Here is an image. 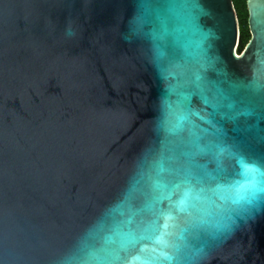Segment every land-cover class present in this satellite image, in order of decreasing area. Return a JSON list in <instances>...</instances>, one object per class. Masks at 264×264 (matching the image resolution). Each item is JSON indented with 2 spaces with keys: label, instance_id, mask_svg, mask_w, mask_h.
Segmentation results:
<instances>
[{
  "label": "water",
  "instance_id": "obj_1",
  "mask_svg": "<svg viewBox=\"0 0 264 264\" xmlns=\"http://www.w3.org/2000/svg\"><path fill=\"white\" fill-rule=\"evenodd\" d=\"M0 0V264H264V0Z\"/></svg>",
  "mask_w": 264,
  "mask_h": 264
},
{
  "label": "trees",
  "instance_id": "obj_2",
  "mask_svg": "<svg viewBox=\"0 0 264 264\" xmlns=\"http://www.w3.org/2000/svg\"><path fill=\"white\" fill-rule=\"evenodd\" d=\"M247 0H233L239 22L246 40V43L250 39V30L248 26V8H247Z\"/></svg>",
  "mask_w": 264,
  "mask_h": 264
}]
</instances>
